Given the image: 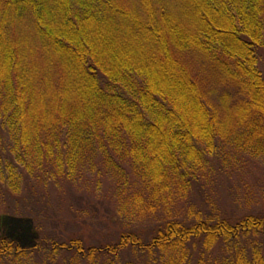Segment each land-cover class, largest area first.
Returning <instances> with one entry per match:
<instances>
[{
	"label": "trees",
	"instance_id": "16d2710c",
	"mask_svg": "<svg viewBox=\"0 0 264 264\" xmlns=\"http://www.w3.org/2000/svg\"><path fill=\"white\" fill-rule=\"evenodd\" d=\"M263 151L264 0H0V202L40 220L0 264H264V207L170 206ZM88 173L116 210L85 234L50 207Z\"/></svg>",
	"mask_w": 264,
	"mask_h": 264
},
{
	"label": "rangeland",
	"instance_id": "374dc122",
	"mask_svg": "<svg viewBox=\"0 0 264 264\" xmlns=\"http://www.w3.org/2000/svg\"><path fill=\"white\" fill-rule=\"evenodd\" d=\"M225 165L224 168H218L212 172L211 177L203 181L201 186L190 187L187 194L184 195L185 197L176 198L174 203H170V206L173 209H178L190 198L193 203L200 205L204 199H208L222 208L225 214L232 216L241 215L243 209L246 211V209L257 206L264 207V151L257 155L251 152H232ZM88 174L86 182L81 186H75L71 191L58 193L56 197L61 202L53 198L50 207L55 209L58 213L57 216L62 217L63 220L77 221L76 223L85 234L92 232L96 225H103V222H99L97 219L96 213L99 217H103L104 214L109 215L108 212H105L106 207L114 214L116 210L114 179L108 176L96 180L94 174ZM124 186L127 194V187ZM88 200L96 202L99 212L89 209ZM25 213L26 216L23 218L11 216L13 214L8 209L7 203L1 201L0 237H10L26 247L33 245L39 236L37 223L39 224L40 220L28 211ZM132 221H136L138 228L142 231L153 228L151 217L136 215ZM63 223L68 222L64 221ZM67 226L71 227L70 224ZM96 233L98 234V231ZM130 256H132V252L128 250L122 254L121 260H126ZM35 259L37 260V257L32 256V261ZM68 261L65 257H57L49 261V264H68Z\"/></svg>",
	"mask_w": 264,
	"mask_h": 264
}]
</instances>
